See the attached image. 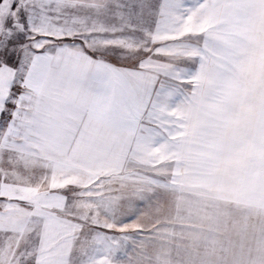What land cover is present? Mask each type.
Returning a JSON list of instances; mask_svg holds the SVG:
<instances>
[{
	"label": "snow or ice",
	"instance_id": "6c2138e0",
	"mask_svg": "<svg viewBox=\"0 0 264 264\" xmlns=\"http://www.w3.org/2000/svg\"><path fill=\"white\" fill-rule=\"evenodd\" d=\"M0 264H264V0H0Z\"/></svg>",
	"mask_w": 264,
	"mask_h": 264
}]
</instances>
